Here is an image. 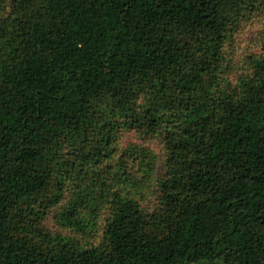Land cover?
<instances>
[{
	"label": "trees",
	"instance_id": "obj_1",
	"mask_svg": "<svg viewBox=\"0 0 264 264\" xmlns=\"http://www.w3.org/2000/svg\"><path fill=\"white\" fill-rule=\"evenodd\" d=\"M254 5L0 0V264H264V55L220 79L228 26ZM123 125L164 133L152 211L122 159L97 169ZM68 179L57 219L87 233L110 205L99 245L39 223Z\"/></svg>",
	"mask_w": 264,
	"mask_h": 264
},
{
	"label": "rangeland",
	"instance_id": "obj_2",
	"mask_svg": "<svg viewBox=\"0 0 264 264\" xmlns=\"http://www.w3.org/2000/svg\"><path fill=\"white\" fill-rule=\"evenodd\" d=\"M223 52L225 58L220 75L221 83L235 86L239 75L251 71L250 56L264 55L263 5L245 7L235 14L228 26ZM116 120L120 121L123 119L116 116ZM113 145L116 148L115 155L111 160L104 159L105 162L98 165L97 169L104 167L107 163L115 164L122 159L127 171L136 176L140 185V187L136 188L138 191L133 194L145 210L152 211L158 204L159 177L165 171L164 155L166 148L164 133L157 131L147 134L140 129L123 125L117 131ZM138 149H146L150 153L151 162H153L151 164L155 167L154 170L149 167L148 162L145 164L146 161L143 160L141 153L136 152ZM53 183L49 192L43 197L46 202L50 201L54 192L59 191L57 181L53 179ZM75 186L76 184L71 179H68L66 187L63 188L62 199L59 203L48 207L47 213L40 219L39 223L51 232L70 235L87 246L99 245L103 241L110 205L103 210L96 221V225L88 229L87 233H81L65 227L57 219L58 213L66 205ZM85 212L86 210L84 209L83 214ZM201 264H223V261H203Z\"/></svg>",
	"mask_w": 264,
	"mask_h": 264
}]
</instances>
